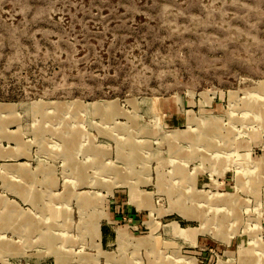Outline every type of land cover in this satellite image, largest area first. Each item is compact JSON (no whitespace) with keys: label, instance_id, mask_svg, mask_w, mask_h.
I'll return each mask as SVG.
<instances>
[{"label":"rangeland","instance_id":"374dc122","mask_svg":"<svg viewBox=\"0 0 264 264\" xmlns=\"http://www.w3.org/2000/svg\"><path fill=\"white\" fill-rule=\"evenodd\" d=\"M4 242L264 264V0H0Z\"/></svg>","mask_w":264,"mask_h":264},{"label":"crops","instance_id":"0c3cea01","mask_svg":"<svg viewBox=\"0 0 264 264\" xmlns=\"http://www.w3.org/2000/svg\"><path fill=\"white\" fill-rule=\"evenodd\" d=\"M2 252H14V253H19V252H24L25 249H18V246L16 244H13V246L7 244V243H2L1 247H0ZM20 250V251H19Z\"/></svg>","mask_w":264,"mask_h":264}]
</instances>
